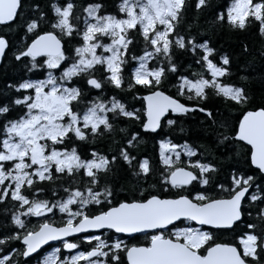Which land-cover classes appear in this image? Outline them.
<instances>
[{"label":"snow or ice","instance_id":"snow-or-ice-1","mask_svg":"<svg viewBox=\"0 0 264 264\" xmlns=\"http://www.w3.org/2000/svg\"><path fill=\"white\" fill-rule=\"evenodd\" d=\"M208 2L196 0L195 8L201 10ZM21 7V0H0V24L15 22ZM101 7L89 4L83 8L82 26L72 0L62 6L53 3L52 19L37 5L32 18L24 22L25 34L33 38L16 52L15 59H27V71L44 78L8 85L20 95L0 104V203L6 199L15 202L11 223L19 230L0 238V246L10 241L22 246L0 248V264H20L14 256L25 258L24 264H29L33 254L37 264H262L264 206L258 207L256 222H252L244 204L247 200L249 206L264 205V184H257L255 175L235 168L227 186L215 185L216 195L198 190L194 182L202 188L209 185L218 168L200 159L191 160L198 153L188 142L175 144L165 138L159 141L161 183L194 191L195 195L163 198L155 193L145 195L141 189L139 196L117 199L107 177L118 160L128 165L134 177L147 178L152 172L147 158L137 160L130 151L139 143L140 133L133 132L111 157L92 151L90 157L82 158L75 146L69 147L74 141L88 140L89 135L114 134L121 118L137 122L147 134H158L169 113L179 117L200 112L215 124L210 110L179 99L205 101L207 89L237 105H246L249 99L242 87L220 82V77L229 74L227 55L215 63L212 57L216 50L207 40L198 42L178 30L184 21L186 0H122L121 18L99 15ZM252 20L259 22L260 34L264 35V0H231L225 12L216 16L217 22L240 30ZM133 32L142 37L136 41L143 45L140 54H131ZM75 37L81 43L66 54L64 39L70 42ZM7 48L8 42L0 36V57ZM174 49L194 57L199 50L195 62L207 70L210 79L202 74L190 79L180 73ZM130 54L135 62L132 67ZM170 74H176L175 96L163 89ZM125 84L128 91L137 86L147 90L138 97L141 109L130 110L116 96H105L106 85L123 90ZM93 90L96 95H91ZM13 108L22 114L10 117ZM175 124L174 119L166 120L168 128ZM220 127L227 130L224 123ZM231 132L219 133L220 143L231 141L236 145V155L250 169L264 174V107L242 111ZM182 154L190 159L182 161ZM80 176L87 178L83 187L76 180ZM63 177L72 178L69 186H62L65 195L55 200L42 198L44 189L37 185ZM253 187L256 190L250 192ZM52 195H56L55 190ZM54 210L62 214L59 224L49 219L48 214H56ZM30 217L43 219L29 227ZM100 230L125 234L130 239L134 234H144L148 239L145 244L130 245L119 236L102 239L94 234ZM212 230L236 232L237 242H217ZM81 233L88 234L79 238L88 245L82 250L80 243L69 239ZM50 241H59L68 255L61 256V248H53L42 256L43 246Z\"/></svg>","mask_w":264,"mask_h":264},{"label":"trees","instance_id":"trees-1","mask_svg":"<svg viewBox=\"0 0 264 264\" xmlns=\"http://www.w3.org/2000/svg\"><path fill=\"white\" fill-rule=\"evenodd\" d=\"M66 2L67 0H22L20 14L17 16L15 22L0 26V36H3L8 42L6 54L0 63V104L9 103L12 98L20 95L13 89H9L8 85L16 84L22 79L43 78V75L27 71L25 67L27 59H22L21 61L15 59L16 52L22 50L26 43H30L33 38L31 34H25V27L23 26L27 19L32 18L33 8L38 5L39 9L49 19H52L51 5L56 3L62 6ZM72 2L75 5L74 12L81 15L82 26L83 8L89 4H100L102 6L98 13L99 15L118 16L120 13L119 4L122 0H72ZM195 2L196 0H186L187 7L184 21L178 30L181 34L195 37L198 42L202 43L204 40H207L209 46L216 50L215 55L212 57L215 63L219 64L222 55L229 57L230 64L227 66L229 74L220 77L219 80L221 83L242 87L248 95V103L246 105H237L234 102L226 101L222 97L217 96L212 89H207V99L205 101H197L195 99L189 101L186 97H179V99L186 105L195 106L199 103L200 106L210 110L213 113V119L216 121L215 124L200 112H192L186 116L179 117L169 114L162 122V127L159 129L158 134H147L142 132L137 122L121 118L116 124L117 130L114 134L105 133L95 138L89 135L88 140L74 141L72 145H69V147L75 146L82 158L86 156L90 157L92 151H97L111 157L118 152L121 146L126 145V139L133 132L140 133L139 143L135 149L130 151L132 155L137 157V160L147 158L152 172L147 178L134 177L128 165L122 160H118L117 164L113 166L112 173L107 177L108 182L118 194L117 199L139 196V190L141 189L144 190L145 195L155 193L163 198H173L178 194L195 195L194 191L189 193V191L172 189L170 186L161 183L163 166L160 163L159 141L165 138L175 144L182 145L188 142L190 145L196 147L198 153L197 157H192L191 160L200 159L201 162H210L218 168V171L212 174L209 185L202 188L194 182L198 190L203 191L206 189L210 194L216 195L218 190L214 191L215 185L217 183H224L227 186L229 174L235 168H240L245 172L255 175L256 183L264 184V177L256 170L250 169L241 157L236 155V145L231 141L220 143L221 137L218 135L219 133L231 135V129L242 111L264 107V35L260 34L258 21L252 20L243 30L231 28L226 22L220 23L216 21L217 14L225 12L226 7L231 4V0H209L208 6L201 10L195 8ZM130 35L135 36L134 44L130 46L131 54H140L139 50L143 45L136 41H142V37H139L134 32L130 33ZM63 43L66 54H69L72 48L81 43V41L79 37L71 38L70 42L69 38H65ZM174 52V61L178 64L180 73L190 79L196 78L194 74H202L205 78L210 79L207 70L201 64L195 62L200 55L199 50H197L196 57L191 53L176 49H174ZM131 54L129 55V67L135 64L134 61H131ZM101 72L102 69H100L97 75L99 76ZM125 77L127 82V69ZM176 83V74H170L163 83V89L167 94L175 96L177 90L173 85ZM80 86L85 87L82 82ZM96 94L95 90L91 93V95ZM145 94H147V90L139 86L132 91L127 90L126 84L123 90L115 89L110 85L105 86V96H116L130 110L142 108V101L138 97ZM19 114H22L20 110L13 108L9 115L10 117H15ZM167 119L176 120V124L172 128H168L166 125ZM2 120L3 118L0 117V121ZM221 123L227 125V130L220 127ZM120 128H124L126 131L121 133L119 131ZM86 179L82 176L76 177L80 187H83V180ZM71 183L72 178L63 177L56 179L54 182H41L37 187L44 189V192L41 194L42 198L55 200L65 195L62 191V186L67 187ZM192 187V185H189L188 189L191 190ZM165 188H168V191H165ZM53 190L56 191L55 196L52 195ZM255 190V187H253L250 192ZM244 204L247 211L252 214V222H256L258 207L264 205L257 203L249 206L247 200L244 201ZM14 205L15 202H12L10 199H6L3 203H0V238L19 231L11 223V215L15 211ZM48 216L50 220L55 221L57 224L60 223L62 218V214L58 211H56L55 215L48 214ZM42 219L40 217L28 218L30 221L29 227L40 223ZM244 219L248 220L249 217L245 215ZM213 232L215 233L217 242H237L236 232L225 230ZM109 235L113 236L112 233H109ZM147 239L148 237L145 235L137 236L134 239H129V243L145 244ZM76 242L81 244L82 249L88 247L82 240L77 239ZM11 247L20 248L22 246L18 241H10L6 245L0 246V248ZM14 259H18L20 264H24L22 257L14 256ZM29 264L37 263L29 261Z\"/></svg>","mask_w":264,"mask_h":264},{"label":"water","instance_id":"water-1","mask_svg":"<svg viewBox=\"0 0 264 264\" xmlns=\"http://www.w3.org/2000/svg\"><path fill=\"white\" fill-rule=\"evenodd\" d=\"M21 1H22V0H21ZM10 23H12V22H9L8 24H10ZM8 24H0V25H8ZM2 58H3V57H0V63H1ZM169 114H171V113H169ZM169 114H167V116H168ZM167 116H166V118H167ZM166 118H164V119L162 120V122H163ZM158 131H159V130H158ZM261 175L264 177V174H261ZM250 191H251V189H250ZM192 224H193L194 226L198 227V225H195L194 222H192ZM205 228H207V226H205ZM213 231H217V230H213ZM225 231H227V230H225ZM104 232H110V233H112V234L115 235V236L123 237V238H125V239H130V238L127 237L125 234H115V233L111 232L110 230H100L99 232H96V233H94V234H100V233H104ZM149 234H151V233H149ZM86 235H88V234H86V233H81V234H77V237H70L69 239H75V240H77V239H79L80 237H83V236H86ZM140 235H143V234H134L135 237L140 236ZM58 243H60V242H59V241H50L48 245L43 246L42 250L48 248V247L51 246V245L58 244ZM19 244H20V243H19ZM42 250H41V251H42ZM63 250H64V249H63ZM64 251L67 252L66 250H64ZM35 256H36V255L33 254V257H35ZM33 257H32V258H33ZM22 258H23V257H22ZM24 259H25V258H23V260H24ZM262 264H264V263H262Z\"/></svg>","mask_w":264,"mask_h":264},{"label":"flooded vegetation","instance_id":"flooded-vegetation-1","mask_svg":"<svg viewBox=\"0 0 264 264\" xmlns=\"http://www.w3.org/2000/svg\"><path fill=\"white\" fill-rule=\"evenodd\" d=\"M0 26H4V25H0ZM189 159H190V158H188V157H186V156H183V154H182V161L187 162ZM173 198H174V197H173ZM192 226H194V225L192 224ZM194 227H196V226H194ZM109 233H110V232H104V233L95 234V235H100V236H102V235H105V234L108 235ZM143 235H144V234H143ZM140 236H142V235H140ZM113 237L115 238L114 235H113ZM120 238L123 239L126 243L130 244V243H129V239H125V238H123V237H120ZM106 239H107V238H106ZM130 245H131V244H130ZM53 248H61V256L68 255V253L65 252V251L63 250V248H62V244H61V243L51 245V246H49L48 248L42 250V251H41V255H42V256H43V255H46V254L49 253L51 250H53ZM81 250H82V248H81ZM30 261H32V262H36V263H37V258H36V256L33 257V258H31ZM125 264H126V261H125Z\"/></svg>","mask_w":264,"mask_h":264},{"label":"rangeland","instance_id":"rangeland-1","mask_svg":"<svg viewBox=\"0 0 264 264\" xmlns=\"http://www.w3.org/2000/svg\"><path fill=\"white\" fill-rule=\"evenodd\" d=\"M123 15H124V14L119 13V15L117 16V18H121V17H123ZM105 42H107V39H105ZM98 52H99V50H98ZM43 78H44V77H43ZM149 235H150V234H149ZM114 236H115V235H114ZM107 237H108L107 234L101 236L102 239H106ZM115 237H116V236H115ZM113 238H114V237H113ZM78 240H82V239H78ZM51 251H52V250H51ZM51 251H50V252H51ZM50 252H49V253H50Z\"/></svg>","mask_w":264,"mask_h":264}]
</instances>
